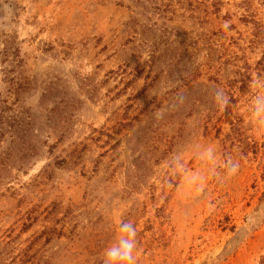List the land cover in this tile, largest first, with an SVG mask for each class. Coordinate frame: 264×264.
Here are the masks:
<instances>
[{
    "label": "rangeland",
    "instance_id": "obj_1",
    "mask_svg": "<svg viewBox=\"0 0 264 264\" xmlns=\"http://www.w3.org/2000/svg\"><path fill=\"white\" fill-rule=\"evenodd\" d=\"M261 85L264 0H0V264H264Z\"/></svg>",
    "mask_w": 264,
    "mask_h": 264
},
{
    "label": "clouds",
    "instance_id": "obj_2",
    "mask_svg": "<svg viewBox=\"0 0 264 264\" xmlns=\"http://www.w3.org/2000/svg\"><path fill=\"white\" fill-rule=\"evenodd\" d=\"M258 84L259 82H254ZM264 86V85H261ZM215 96L220 106H226L228 100L223 90L217 89ZM253 121L264 126V95H257L254 100ZM211 152L212 149H209ZM238 164L230 163L229 174H234ZM138 232L131 221H122L114 241L103 250L104 264H137L138 262Z\"/></svg>",
    "mask_w": 264,
    "mask_h": 264
}]
</instances>
